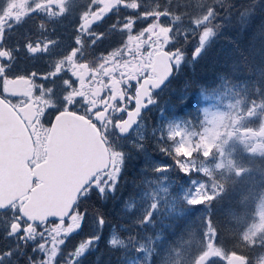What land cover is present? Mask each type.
Segmentation results:
<instances>
[{
	"label": "snow or ice",
	"instance_id": "snow-or-ice-1",
	"mask_svg": "<svg viewBox=\"0 0 264 264\" xmlns=\"http://www.w3.org/2000/svg\"><path fill=\"white\" fill-rule=\"evenodd\" d=\"M70 5L72 0H23L15 6L14 0H0V148L11 155V164H5L0 174V240L12 242L0 247V264H19L21 257L24 264H76L85 248L99 239L85 237L65 252L68 238L85 227L89 210L83 203L90 198H114L127 166L124 145L132 141L130 133L142 111L156 102L153 93L179 70L184 48L192 40H196L192 51L195 60L215 35L209 23L215 7L196 8L192 0L183 4L165 0L153 5H145L144 0H86L74 16L71 39H55L47 25L72 15L74 6ZM110 14L115 16L114 22L98 32L99 23L110 19ZM33 15L39 23L25 35L23 45L6 46L5 35ZM185 18L192 30H176L175 24ZM138 21L146 26L135 31ZM116 33L122 37L120 44L95 56L98 46ZM21 55L33 65L43 61L47 67L43 72L21 68ZM160 63H164L163 72L152 71ZM137 90L143 92L142 98ZM49 112L55 118L47 126L44 118ZM63 118L95 129L99 137L94 141L96 148L110 155L101 165L88 169L74 163L65 177L67 190L45 207L49 177L58 165L59 149L68 131ZM131 143L136 151L144 150L142 141ZM176 165L190 178L191 190L198 193L201 181L191 178L192 170L183 168L181 160ZM212 199L214 196L205 193L186 202L198 206ZM152 213L141 223H148ZM92 217L96 231L101 232L107 223L104 214L93 210ZM205 227L211 229L209 236L215 246L216 229L210 217ZM108 243L109 247L120 243L136 252L145 251L134 236L121 241L110 238ZM29 248L32 255L26 251ZM220 258L227 259L225 255ZM244 259L249 264L248 258ZM203 264L217 261L209 256Z\"/></svg>",
	"mask_w": 264,
	"mask_h": 264
},
{
	"label": "rangeland",
	"instance_id": "rangeland-1",
	"mask_svg": "<svg viewBox=\"0 0 264 264\" xmlns=\"http://www.w3.org/2000/svg\"><path fill=\"white\" fill-rule=\"evenodd\" d=\"M201 1L192 0L196 8L213 6L207 0L200 4ZM176 2L183 4L187 0ZM85 3L86 0H72L73 14L65 17L62 22L53 21L54 28H59L55 39H71L70 32L76 25L74 16L79 14ZM144 3L163 4L165 0H144ZM113 18L115 19V16ZM209 23L213 25L215 35L210 38L205 48L218 35L216 15H213ZM144 26V21H138L135 31ZM175 29L189 32L192 30L187 18L177 22ZM23 32H27V29ZM117 34L120 43L122 37ZM195 45L196 40H192L184 48V62L178 71L174 70L170 84L155 98L156 102L150 109V114L143 117L131 134V142L142 141L144 150L136 151L130 141L124 145V150L128 152V171L125 169L122 174L114 198H111V206L118 213L116 219L128 223V226L123 223L119 227L112 225L106 235V243L109 247L110 238L117 241L124 239L120 234L123 229L127 231L126 237L134 236L138 242L144 244L145 251L136 252L120 243L109 247L121 253V258L115 260L118 264H203V260L209 256L216 260L217 264H232L233 257L212 244L209 236L211 229L205 227V217L213 214V204L220 203V200L215 201L226 192L225 189L233 186L229 181L238 183L242 194L240 203L243 205V216L253 220L249 226L242 229V218L238 220L229 215L234 214L230 211L229 217L232 216L236 221L232 230L237 233L240 242L243 240V243L249 246L250 252L252 246L257 254H260H256L255 260L249 264H264V250L260 252L258 247L253 246L255 241L259 246L264 243V136L260 137L258 134L262 129L264 132V96L261 97L264 93V80H258L257 84V78L260 76L252 74L254 77L249 75L240 86L229 88L221 85L211 92L201 91L197 101H192L198 103V111H186L187 101L193 96L189 89L196 84L186 81L184 68L188 67L191 69L190 73H195L193 69L198 58L192 59ZM176 80L180 84L176 83ZM174 98L180 103L175 102ZM157 137H162V140L158 141ZM153 153L157 154L159 159L154 157ZM187 157L191 159H186ZM177 160L182 161L183 168L192 170L195 176L192 179L201 181L198 193L191 190L188 184L190 178L184 176L177 167ZM165 168L170 170L157 171ZM126 171L129 174L128 179L124 175ZM205 193L214 196V199L198 206H190L186 202L187 199ZM149 212H153L151 220L142 224L143 217ZM185 216L190 217L186 219L190 238L185 240L177 234L173 237V244L164 242L163 231L159 229L167 227L165 220L183 219ZM81 234L84 237L99 236V232L88 219ZM79 235L80 232L74 233L68 238L65 252L76 247L75 238ZM11 243L0 240V247ZM97 244L98 240L87 246L77 258L76 264H83L90 258L89 255L96 252ZM156 245L159 251L156 250ZM198 247L202 248V251L195 257V249ZM26 251L32 255L30 248ZM222 255L227 259H221ZM155 257L157 260L153 262ZM19 264H24L23 257L20 258Z\"/></svg>",
	"mask_w": 264,
	"mask_h": 264
},
{
	"label": "trees",
	"instance_id": "trees-1",
	"mask_svg": "<svg viewBox=\"0 0 264 264\" xmlns=\"http://www.w3.org/2000/svg\"><path fill=\"white\" fill-rule=\"evenodd\" d=\"M202 1L200 4H202ZM207 2L212 3L216 9L214 15H216L218 24V35L214 41H210L209 45L196 59L193 69L195 73H190L191 69L188 67L184 68L186 81H192L196 84V86L189 89L193 96L187 101L186 111L190 113L198 111V103H192V101H197L201 91L211 92L221 85L229 88L240 86L245 83L249 75L254 77L252 74L260 76L257 78V84L258 80H264V0H228V3L225 4L224 0H207ZM222 4L224 6H221ZM177 11L180 10L177 9ZM176 83L180 84L178 80H176ZM263 96L264 93L261 97ZM174 101L180 103L176 98H174ZM153 156L159 159L157 154L153 153ZM126 170L128 171V165ZM127 171L124 175L128 179L129 174ZM193 177L195 176L192 175L191 178ZM229 184L233 186H230L228 190L225 189L226 192L215 201L220 200V203L218 205L213 204V214H208L205 217V225L210 217L212 225L216 229L215 245L227 254L229 253L233 257V263L245 262L244 258H248L251 262L255 260L257 251L251 246L250 252L249 246L243 243V240L240 242L237 233L232 230L236 221L229 215L235 216L238 220L242 218V229L249 226L253 220L245 219L243 216V205L240 203L242 194L239 186H237L238 183L229 181ZM111 201L110 198L103 203V201L90 198L82 205L83 208L89 210L87 219L90 222L93 219V210L103 213L107 221L104 229L99 232L96 252L89 255L90 258H87L83 264H118V261L115 260L121 258L120 252L108 247L106 235L112 225L119 227L123 223L128 226V223L116 219L118 213L111 206ZM230 211L234 214L228 215ZM187 218L190 219V217L185 216L183 219L165 220L167 227L159 229L163 231V241H169L173 244V237L177 234L185 240L189 239ZM81 233L82 230L80 235L75 238V243L85 239ZM120 234L123 237L128 235L127 231L123 229L120 230ZM253 246L258 247L260 252L264 250V243L259 246L255 241ZM155 248L159 251L157 245ZM195 250V257H197L202 248L198 247ZM232 253H235V255H232ZM155 260H157V257L153 262Z\"/></svg>",
	"mask_w": 264,
	"mask_h": 264
},
{
	"label": "water",
	"instance_id": "water-1",
	"mask_svg": "<svg viewBox=\"0 0 264 264\" xmlns=\"http://www.w3.org/2000/svg\"><path fill=\"white\" fill-rule=\"evenodd\" d=\"M161 66L163 72L164 63L158 64L155 67L156 70H159ZM171 76L156 90L163 89ZM137 96L142 98L143 92L139 90ZM63 119L68 127V131L59 149L58 165L49 177V187L44 197L45 207L53 204L67 190L65 177L71 171L74 163L79 164L82 169H88L101 165L102 160H106L110 155L109 153L102 154L96 148L94 141L98 140L99 137L95 135V129H89L82 125H74L67 118ZM101 148H103L102 145ZM5 164H11V155L10 153L5 154L3 149L0 148V174L3 173Z\"/></svg>",
	"mask_w": 264,
	"mask_h": 264
},
{
	"label": "flooded vegetation",
	"instance_id": "flooded-vegetation-1",
	"mask_svg": "<svg viewBox=\"0 0 264 264\" xmlns=\"http://www.w3.org/2000/svg\"><path fill=\"white\" fill-rule=\"evenodd\" d=\"M22 3H23V0H14V6L17 5V4H22ZM113 17L114 16H111L110 20H105V21L100 22L99 23V26L97 27L96 30L98 32H104V31H106L109 28V26L114 22L115 19ZM38 23H39V19H38L37 15H33V17L31 19L27 20L26 23H24L22 26H20L19 28H17L15 31L7 33L5 35V37H4V40L7 42L6 43V46H12V47H16L18 45H21L22 46L23 43H24V37H25V35H27L30 30L34 31L35 28H36V25ZM54 24H55V22H53V21L50 22L47 25V31H48V33H50L52 35L53 38H56L58 36L57 35V31H58L59 28H56L55 29L54 28ZM24 29H27V32L24 33L23 32ZM73 29H74V27H73ZM117 35H118L117 33L116 34H109V36L96 49L95 56H99V55H101L102 53H104L106 51L114 50L115 47L120 44L119 41H118L119 39L117 38ZM70 36H71V32H70ZM54 51H59V49H56ZM89 58L92 59L93 57L90 55ZM19 67H21V68L28 67V68H31V69H33L35 71L43 72L45 70V68L47 67V65L43 61L36 62L33 65V63L25 60L23 58V55H21ZM152 71L157 72L158 74L159 73H162V66H161V68L159 70H156V68L154 67L152 69ZM173 77H174V71H173V74H172V77H171L170 81H172ZM133 83H135V82H133ZM164 89L161 88L159 90H155V92L153 93L154 98H156L157 95H159L160 93H162V91ZM138 93H139V90H137V95H138ZM152 106H153V104L142 111L140 121L136 125V127L139 126V124L142 121V119H143L144 116H146L147 114H150L149 111L152 108ZM54 118H55L54 114L51 113V112H49V114L46 115V117L44 118L46 125L47 126H50V123L49 122H53L54 121ZM136 127L134 128V130L136 129ZM262 130L258 133L260 137H263L264 136V132Z\"/></svg>",
	"mask_w": 264,
	"mask_h": 264
}]
</instances>
